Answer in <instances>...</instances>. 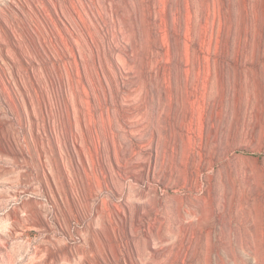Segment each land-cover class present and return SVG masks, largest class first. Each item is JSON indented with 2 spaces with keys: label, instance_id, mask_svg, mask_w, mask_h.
I'll use <instances>...</instances> for the list:
<instances>
[{
  "label": "rangeland",
  "instance_id": "obj_1",
  "mask_svg": "<svg viewBox=\"0 0 264 264\" xmlns=\"http://www.w3.org/2000/svg\"><path fill=\"white\" fill-rule=\"evenodd\" d=\"M0 264H264V0H0Z\"/></svg>",
  "mask_w": 264,
  "mask_h": 264
},
{
  "label": "bare ground",
  "instance_id": "obj_2",
  "mask_svg": "<svg viewBox=\"0 0 264 264\" xmlns=\"http://www.w3.org/2000/svg\"><path fill=\"white\" fill-rule=\"evenodd\" d=\"M204 95H205V90L202 93L203 98H204ZM205 149H206V144L203 142L202 138L200 137V141L198 143V150H197L200 156L202 155V151Z\"/></svg>",
  "mask_w": 264,
  "mask_h": 264
}]
</instances>
